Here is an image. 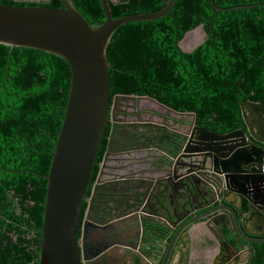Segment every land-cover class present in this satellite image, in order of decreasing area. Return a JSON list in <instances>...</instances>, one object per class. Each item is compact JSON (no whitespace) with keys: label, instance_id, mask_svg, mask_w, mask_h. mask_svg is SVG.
Returning <instances> with one entry per match:
<instances>
[{"label":"water","instance_id":"water-1","mask_svg":"<svg viewBox=\"0 0 264 264\" xmlns=\"http://www.w3.org/2000/svg\"><path fill=\"white\" fill-rule=\"evenodd\" d=\"M60 2L58 9L0 4L1 45L43 51L63 60L70 69L64 117L45 177L39 264H115L111 253L120 248L114 241L116 227L135 248L131 264L157 261L164 252L157 264H172L183 234L200 222L214 227L218 264H244L251 253L249 246L264 243V104L241 103L243 127L216 134L196 126L193 113L174 111L153 98L117 94L111 99L106 50L112 35L122 25L162 18L175 0H167L155 13L119 19L112 18L108 0H101L104 21L96 28L88 25L69 0ZM209 2L215 11H223ZM196 31L203 39L183 49L182 44ZM204 37L199 25L186 32L178 46L189 53ZM127 106L145 107L155 116L160 109L171 122L188 127L189 134L181 135L179 144L171 135L159 139L168 158L147 157L142 150L149 144H137L147 141L145 134L117 118ZM108 125L93 187L94 194L101 191L107 200L99 203L98 219L90 218L89 206L81 224ZM144 163L147 172H136ZM117 193L134 202L130 213L112 201ZM139 230L141 236L134 237ZM178 263H184L182 257Z\"/></svg>","mask_w":264,"mask_h":264},{"label":"trees","instance_id":"trees-1","mask_svg":"<svg viewBox=\"0 0 264 264\" xmlns=\"http://www.w3.org/2000/svg\"><path fill=\"white\" fill-rule=\"evenodd\" d=\"M88 25L104 21L101 0H69ZM167 0H108L113 19L151 14ZM175 0L153 21L120 26L106 50L110 97L147 96L216 134L241 129V103L264 104V0ZM13 7H61L60 0H0ZM202 25V44L183 52ZM70 85L63 60L0 44V264H39L40 231L54 146ZM106 127L90 184L106 148ZM83 208L80 216L82 219ZM247 264H264V243Z\"/></svg>","mask_w":264,"mask_h":264},{"label":"flooded vegetation","instance_id":"flooded-vegetation-1","mask_svg":"<svg viewBox=\"0 0 264 264\" xmlns=\"http://www.w3.org/2000/svg\"><path fill=\"white\" fill-rule=\"evenodd\" d=\"M23 1H35V0H23ZM37 1H46V0H37ZM122 110L124 112L117 113V118L120 120L129 122L131 125L129 126L130 129H134V127L138 126L136 128L137 129L136 131L143 132L145 134L143 136L144 137L146 136L147 141H137V144L139 147H141L140 144H143L146 142L147 144H149L142 150L145 155H148L147 157H161L162 156V157L168 158V151L166 147L162 145L159 139L166 138L165 135H171L174 137L172 140L175 143L179 144L180 142L177 139H180L179 137L181 135L187 136L189 134L190 130L188 127L184 126V124L181 122H171L166 117H164V113L160 109L157 110V112L160 114L159 116H155L151 114L148 110H145V107L141 108L140 109L141 111L138 110L137 108H130L128 106L123 107ZM136 118L138 120H136ZM152 126L154 127V129L152 128ZM107 127L109 130V125ZM99 164H98V167H99ZM147 168L148 166L144 163L141 165V167H137L138 170L136 169V172L146 173ZM126 171H127V174H129L130 172L129 169H127ZM96 177H97V174H96ZM96 177L92 184L89 183V188H88L87 195L85 198V203L83 205V215L81 219V224H83V222L85 221L86 215H88L89 206L91 207V212L89 213L90 218L92 220L98 219L97 208L100 207L99 203L102 204L104 200H107L105 197L101 195V191L100 193L98 191L97 195L94 194L93 192V187L95 185ZM112 201L114 202L115 205L121 204L123 206V209L128 211L127 213H130L134 209V202L128 197L126 198L122 197L121 193L115 194L113 196ZM102 219H104V217ZM117 228H118V231L116 232V235L114 236V241L120 244V248L116 254L111 253V257L113 258L116 257L115 264H131L133 253H135V248L130 242L127 241L126 237L121 234L119 230L120 227H116V230ZM141 232L142 231L139 230L133 233L134 237H140ZM89 245L91 246L95 245V242L93 241L92 236L89 240ZM244 264H247V261Z\"/></svg>","mask_w":264,"mask_h":264},{"label":"crops","instance_id":"crops-1","mask_svg":"<svg viewBox=\"0 0 264 264\" xmlns=\"http://www.w3.org/2000/svg\"><path fill=\"white\" fill-rule=\"evenodd\" d=\"M253 232L258 233V230ZM212 233H214L213 225L209 224L207 228L203 222L186 230L182 237L183 242L178 246L179 251L176 250L174 254L172 264H179V257L184 261L182 264H218L216 260L218 244ZM229 241L233 242V239L230 237Z\"/></svg>","mask_w":264,"mask_h":264},{"label":"rangeland","instance_id":"rangeland-1","mask_svg":"<svg viewBox=\"0 0 264 264\" xmlns=\"http://www.w3.org/2000/svg\"><path fill=\"white\" fill-rule=\"evenodd\" d=\"M196 37L195 38V42H193L190 46H187L186 45V43L184 42L183 44H182V48L183 49H185V50H188V49H190V47L192 46V45H194L195 43H197V42H200L202 39H203V37H202V34H201V32H198V31H196V32H194V33H192L191 34V37ZM166 250V249H165ZM165 255V252L163 253V255H162V258H163V256ZM162 258H161V260H162ZM160 260V261H161Z\"/></svg>","mask_w":264,"mask_h":264},{"label":"bare ground","instance_id":"bare-ground-1","mask_svg":"<svg viewBox=\"0 0 264 264\" xmlns=\"http://www.w3.org/2000/svg\"><path fill=\"white\" fill-rule=\"evenodd\" d=\"M195 38H196V37H193V36L191 37V36H190V37L186 40L187 43L185 42L186 45H187V46H190L193 42H195Z\"/></svg>","mask_w":264,"mask_h":264},{"label":"built area","instance_id":"built-area-1","mask_svg":"<svg viewBox=\"0 0 264 264\" xmlns=\"http://www.w3.org/2000/svg\"><path fill=\"white\" fill-rule=\"evenodd\" d=\"M161 256H162V253L159 256V258L157 259V261L151 260V261L148 262V264H157L159 262V259L161 258Z\"/></svg>","mask_w":264,"mask_h":264}]
</instances>
